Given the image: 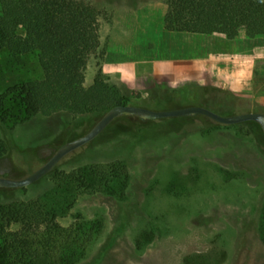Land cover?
Segmentation results:
<instances>
[{
    "label": "rangeland",
    "instance_id": "obj_1",
    "mask_svg": "<svg viewBox=\"0 0 264 264\" xmlns=\"http://www.w3.org/2000/svg\"><path fill=\"white\" fill-rule=\"evenodd\" d=\"M81 1L98 13L102 72L129 97V105L155 111L198 106L221 116L264 108V102L233 93L228 79L221 74L213 78L207 68L187 78L186 58L224 52H154L159 30H165V0ZM129 37L140 52H124L129 48L123 39ZM208 40L204 44L213 46ZM108 49L120 51L115 53L132 79L107 73ZM8 52L22 57L28 51L12 46ZM95 62L92 57L87 61L84 87L94 79ZM222 70L233 73L236 68ZM9 78L0 76V94L31 79L13 81V72ZM98 120L58 112L8 126L13 145L0 158V177L25 178ZM0 139H5L1 126ZM96 165L104 171L116 166L129 179L124 184L118 181L122 177L87 182L94 186L73 194L57 215L64 228L98 225L97 237L78 264H264V135L259 125H222L201 115L144 123L118 119L66 154L54 170L69 174ZM55 190L50 172L1 193L0 204L40 200Z\"/></svg>",
    "mask_w": 264,
    "mask_h": 264
},
{
    "label": "trees",
    "instance_id": "obj_2",
    "mask_svg": "<svg viewBox=\"0 0 264 264\" xmlns=\"http://www.w3.org/2000/svg\"><path fill=\"white\" fill-rule=\"evenodd\" d=\"M165 4L163 26L169 32L221 34L229 40L241 32L249 39L264 37V0H165ZM0 8V76L9 80L13 72V81L31 78L0 94V126L5 130L0 158L13 145L6 128L32 116L67 112L100 118L115 106L130 104L102 72L104 50L94 6L81 0H0ZM12 46H24L28 52L13 56L8 52ZM91 57L98 69L84 87ZM31 60L34 63L27 69ZM118 119L144 123L132 116ZM101 167L85 166L69 174L54 170L56 190L51 195L0 204V264H78L97 237L98 225L64 228L57 215L73 194L94 186L87 182L122 177L118 181L124 184L129 179L116 166L107 171ZM7 190L0 188V194Z\"/></svg>",
    "mask_w": 264,
    "mask_h": 264
},
{
    "label": "crops",
    "instance_id": "obj_3",
    "mask_svg": "<svg viewBox=\"0 0 264 264\" xmlns=\"http://www.w3.org/2000/svg\"><path fill=\"white\" fill-rule=\"evenodd\" d=\"M206 38L213 46L207 47L204 44L203 40ZM195 40L198 44H195ZM123 45L124 48H129L124 52H140L139 47L130 37L123 39ZM155 49L154 52H224L220 55L209 54L207 57L200 56L196 59L192 55L186 58L187 78L193 79L194 75L198 76L206 72L205 68H207L208 74L213 78L221 74V78L228 79L231 82L229 89L233 93L264 102V37L249 39L241 32L238 38L229 40L221 34L200 35L169 32L165 29L164 32L159 30ZM115 52L120 51L108 49L105 57V70L111 75L118 73L121 79H132L131 71H127L122 57ZM224 66L236 68V70L233 73L224 72L222 70Z\"/></svg>",
    "mask_w": 264,
    "mask_h": 264
},
{
    "label": "water",
    "instance_id": "obj_4",
    "mask_svg": "<svg viewBox=\"0 0 264 264\" xmlns=\"http://www.w3.org/2000/svg\"><path fill=\"white\" fill-rule=\"evenodd\" d=\"M195 115L204 116L222 125H233L243 123L245 121H254L260 125L264 135V113L250 112L232 116H221L209 109L198 106H189L180 109L155 111L135 105H118L104 113L87 133L62 144L48 159V161H46L41 167L33 171L25 178L14 180L0 177V188H21L38 181L39 179L52 172L56 168L58 162L66 154L91 141L109 124H111L115 119L120 116H132L137 117L142 121H154L163 118Z\"/></svg>",
    "mask_w": 264,
    "mask_h": 264
},
{
    "label": "flooded vegetation",
    "instance_id": "obj_5",
    "mask_svg": "<svg viewBox=\"0 0 264 264\" xmlns=\"http://www.w3.org/2000/svg\"><path fill=\"white\" fill-rule=\"evenodd\" d=\"M256 112H259V113H264V112H261V111H256ZM245 122H249V123H252V122H253V123H254V121H245ZM255 124H256V125H259V124H258V123H256V122H255ZM259 127H260V125H259ZM260 128H261V127H260ZM262 133H263V132H262Z\"/></svg>",
    "mask_w": 264,
    "mask_h": 264
}]
</instances>
